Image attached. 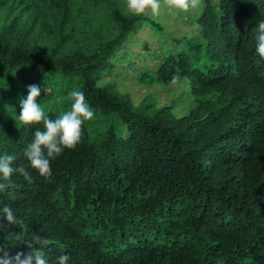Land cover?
<instances>
[{
	"label": "trees",
	"instance_id": "trees-1",
	"mask_svg": "<svg viewBox=\"0 0 264 264\" xmlns=\"http://www.w3.org/2000/svg\"><path fill=\"white\" fill-rule=\"evenodd\" d=\"M60 1L66 12L70 0ZM112 18L118 39L91 54H62V42L43 54L16 21L1 27L0 154L14 155L13 167L27 165L35 130L13 120L28 85L40 86L46 116L68 110L75 89L95 115L49 179L14 173L0 208L50 241L48 264L61 255L69 264H264V60L255 51L264 0H203L198 34L173 39L141 73L150 85L190 82L197 104L181 117L116 90L109 75L128 57L123 42L161 27L151 14L113 9ZM19 232L3 234L12 255L28 252Z\"/></svg>",
	"mask_w": 264,
	"mask_h": 264
},
{
	"label": "rangeland",
	"instance_id": "rangeland-1",
	"mask_svg": "<svg viewBox=\"0 0 264 264\" xmlns=\"http://www.w3.org/2000/svg\"><path fill=\"white\" fill-rule=\"evenodd\" d=\"M21 1L0 0V29L16 21L17 29L25 31L26 37L43 54L59 42H62V54L76 51L91 54L120 35V28L112 18L113 9L127 16L122 13L121 0H70L66 12L60 0ZM199 11L172 15L162 8L155 15L161 30L144 26L127 38L119 52H128V57L123 63H115L116 68L109 75L116 83V90L129 96L137 107L152 105L154 110L167 107L178 117L194 109L197 96L188 80L150 85L142 80L141 73L154 65L155 56L174 49L173 39L198 34L194 19Z\"/></svg>",
	"mask_w": 264,
	"mask_h": 264
},
{
	"label": "clouds",
	"instance_id": "clouds-1",
	"mask_svg": "<svg viewBox=\"0 0 264 264\" xmlns=\"http://www.w3.org/2000/svg\"><path fill=\"white\" fill-rule=\"evenodd\" d=\"M120 7L124 15L137 17L158 15L162 8L167 9L169 14L178 15L201 9L203 0H121ZM255 31V51L259 58L264 60V19L258 21ZM178 80L179 77L173 76L171 82L176 84ZM43 91L47 93L48 89L45 87ZM40 95V86L30 84L27 87V96L19 100V115L13 119L17 130H35L32 141L23 152L27 165L13 167L16 157L7 153L0 154V193L14 187L11 183L14 173L29 183L33 182L32 171L44 180L49 179L52 175V161L66 150L71 151L77 147L83 135V126L94 118V110L87 104L82 90L75 89L69 93L72 101L69 109L55 118L46 116L44 107L37 103ZM62 99L58 98L57 102L60 103ZM37 125H42V128L36 127ZM14 225L20 229L19 233H14L15 239L28 248L27 253L16 252L12 255L10 247L3 240V234ZM49 243L50 241L39 232H30L23 219L18 218L10 206L0 208V264H48L45 249ZM69 261L68 255L58 257V264H69Z\"/></svg>",
	"mask_w": 264,
	"mask_h": 264
}]
</instances>
